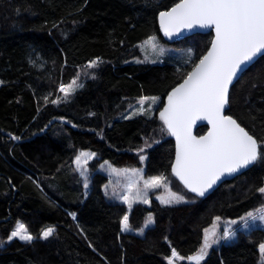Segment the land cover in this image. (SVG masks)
<instances>
[{"label":"trees","instance_id":"16d2710c","mask_svg":"<svg viewBox=\"0 0 264 264\" xmlns=\"http://www.w3.org/2000/svg\"><path fill=\"white\" fill-rule=\"evenodd\" d=\"M178 1L0 0V264H167L173 248L184 257L176 264H190L187 257L198 252L215 217L238 224L248 212L263 209L264 194L257 189L264 187V162L189 203L152 199L149 207L135 204L127 213L124 204L102 193L107 177L96 171L99 164L140 166L136 151L147 138L144 174L162 173L179 185L171 174L174 141L160 132L156 114L117 119L145 96L158 97V112L165 94L208 48L211 33L175 43L162 39L157 14ZM151 36L190 46L192 64L129 62L139 54L138 43ZM97 58L92 76L61 98L60 85ZM229 96L226 114L264 145V55L242 73ZM80 150L96 154L87 188L73 171ZM148 212L154 224L138 236L131 230ZM125 214L131 230L121 231ZM18 221L33 235L31 243L7 241ZM46 227L54 229L47 240L40 237ZM235 232L211 247L201 264H262L264 228Z\"/></svg>","mask_w":264,"mask_h":264},{"label":"snow or ice","instance_id":"6c2138e0","mask_svg":"<svg viewBox=\"0 0 264 264\" xmlns=\"http://www.w3.org/2000/svg\"><path fill=\"white\" fill-rule=\"evenodd\" d=\"M159 25L160 31L170 39L197 26H211L215 30L211 47L191 71L187 72L183 82L168 93L167 103L159 113L163 124L161 131L166 130L176 138L175 160L171 165L172 175L178 178L188 192L203 197L224 175H232L264 162V145L241 127L236 119L223 114L225 105L230 101L229 85L234 78L247 70V65L258 53H264V0H179V3L169 10L159 13ZM147 43L154 49L158 48L159 55L165 54V49L158 45L155 36L149 37ZM100 62L99 58L89 61L87 67L95 68ZM82 86L74 78L68 85L61 84L59 90L65 94L66 99L76 88ZM146 100L154 103L156 97L140 98L139 112L142 114H146ZM51 102L57 103L56 100ZM198 119L207 120L211 126L207 135L199 138L191 135V126ZM12 139L19 137L13 136ZM146 146L150 145L146 143ZM140 151L143 152V149ZM95 155L82 152L74 161L77 170L85 176V188L88 187L85 165L87 159ZM140 160L143 162L145 156L141 155ZM107 163L105 161V164ZM131 172L134 176H140L142 170L134 168ZM143 185L141 190L135 183H130L128 193L121 197L129 210L133 200L149 203L147 190L161 187L167 193L157 197L161 204L187 202L184 195L171 191L168 177L162 173L144 180ZM257 191L264 194V187L258 188ZM257 211L261 213L259 216L248 212L239 218L244 227L249 226V221L255 222L257 219L264 224V209ZM69 215L73 219L76 218L75 213ZM220 219L219 216L214 218L211 231L204 230L202 246L197 253L187 257L191 264H201L212 245L218 244L220 240H231L236 235L234 230L228 228L224 229L222 236L217 235L216 225ZM151 223L153 218L149 214L146 225ZM230 223L236 224L237 221ZM120 225L121 231L129 230L128 214L123 216ZM53 232L54 229L48 227L41 232V238L47 240ZM13 238L27 243L34 239L26 225L20 222L8 236L9 241ZM259 250L264 256V243L259 245ZM166 259L167 264H176L177 260H183L184 257L173 248L171 256Z\"/></svg>","mask_w":264,"mask_h":264},{"label":"rangeland","instance_id":"374dc122","mask_svg":"<svg viewBox=\"0 0 264 264\" xmlns=\"http://www.w3.org/2000/svg\"><path fill=\"white\" fill-rule=\"evenodd\" d=\"M155 37H156V40L158 42V45L162 46L165 49V54L164 55H162V56L159 55L158 48L154 49L151 44L147 43V41H148V38H147V39L141 41L140 43H138V52H139V54L137 56H135L134 58H132L131 60H129V62H132V63H147V64H160V63H162L164 61H170L174 65H176L177 67H181V68L182 67L186 68V67H188V66H190L192 64L195 55H194V50L190 46H187V45H184V46H182V45L173 46L171 44H167V43L161 42L158 39L157 36H155ZM189 50H191V51H189ZM94 60H96V59H94ZM94 69L95 68H88L87 66H86V68L85 67L81 68L79 70V72L77 73L76 77H75L77 79V83L78 84H83V82L87 78H90L92 76V72H93ZM78 74H79V76H78ZM79 88H76V90H78ZM75 91L72 92L70 95H68L67 98L72 96L75 93ZM147 97L151 98V97H154V96H147ZM61 98L65 99V94L63 92H62ZM140 98L136 99L133 103L128 105L127 109L124 110L122 113H120L117 116V119L118 120L130 119V118H134L136 116L149 117V116H153V114H156V117H157V112L155 113L154 109H155V107H156V105H157V103L159 101L158 97H156V101L154 103L151 100L144 101V108H145L146 114H142V113L139 112V109L141 107ZM157 119H158V117H157ZM160 124H161V129H162L163 125H162L161 122H160ZM160 132L161 133H165V134L167 133L166 130L163 131V132L160 130ZM150 142H151V139H149V138L145 139L143 146L136 151L137 154H140L139 155V159H140L141 155L145 156V160L143 162L140 160V163H141L140 166H137V167H117V166L112 165L109 161L106 160L108 162L107 164H105V161H102L99 164L98 168L96 169L97 172H101L102 174H104L107 177L106 183L102 186L103 195L106 197V199H108L110 201H115L117 203L124 204L126 206V208H127V213L130 212L129 207H128V205L126 203L123 202L121 197L128 193V185L130 183H135L137 188L143 190V187H144L143 181L148 179L149 177H151V176H146L144 174V166H145V162H146L145 152H146V150L149 147V146H146V143L148 145H151ZM140 149H143V152H141ZM82 152L83 153H93L90 150H80L78 152V154L75 156L74 161H75L76 157L78 155H80V153H82ZM93 158H95V156L91 157V158H88L87 159V164L85 165V167L87 169L86 174H85L87 176V183H88V180H89V176L93 172V170H91L89 168V163L91 162V160ZM74 161H73V171L75 170L77 172L78 176L80 177L81 180L83 179V182L85 184V176H82L80 171L77 170V166L74 163ZM134 168L142 170L140 176H134L132 174L131 169H134ZM113 169H115L116 171H113ZM125 169H127L128 171H124ZM168 181H169V185L168 186L171 189V191L185 196V200L187 202H182V203H189V202L194 200V196L188 194L186 192V190L184 188H182V186L180 184L178 185L175 181H173L169 177H168ZM134 193H135V188L133 189V194ZM166 194H167L166 190L164 188H162V187L161 188H155V189H148L147 190V197H148L149 203L145 204V203H142V202H140L138 200H133L132 201V207L135 204H142V205H144L146 207H149L150 204H151V200L152 199H155L156 201H158L160 203V201L157 199V197L158 196H165ZM182 203H179V204H182ZM172 205H175V204H172ZM132 207H131V209H132ZM263 209H264V207H263ZM149 214L152 215L151 212H148V213L145 214L144 220H143L141 226L138 229L131 230L129 228V230H131L133 233H135L138 236H142L144 234V231L148 227L153 226V224H154V220H153V223L146 225V221H147V218H148ZM254 214L259 216L261 213L257 211ZM152 218H153V216H152ZM18 222L22 223L21 221H18ZM17 223L15 224L14 228L12 229V231L16 228ZM212 226H213V224L207 229H209L211 231ZM254 227H263L264 228V224H262L259 219H257L255 222L249 221V226L248 227H244L243 222H240L238 224H231L230 222H226V223L221 224L220 222H217L216 232H217V235L221 236L220 231H219V229H221V228H223V231H224L225 228H228L229 230H234V231H236L237 229H242V230H246L247 231V230H250V229H252ZM46 228H48V227H46ZM46 228H44V229H46ZM141 230H142V232H141ZM223 231H222V235H223ZM204 234H205V232L203 233V239H204ZM13 239H18L19 240V238H13ZM7 241L9 242L8 238H7ZM202 244H203V242H202ZM213 246L214 245H212V247ZM262 264H264V256L262 258Z\"/></svg>","mask_w":264,"mask_h":264},{"label":"water","instance_id":"95a60500","mask_svg":"<svg viewBox=\"0 0 264 264\" xmlns=\"http://www.w3.org/2000/svg\"><path fill=\"white\" fill-rule=\"evenodd\" d=\"M176 3H179V1L178 2H176ZM175 3V4H176ZM174 5V4H173ZM172 5V6H173ZM172 6H170L168 9H166V10H162V11H167V10H169ZM161 12V11H160ZM160 12H158V14H157V26H158V30H159V33H160V35H161V37H162V39L165 41V42H167V43H175V42H178V41H180V40H183V39H185V38H187L188 36H191V35H195V34H205V33H211L212 34V38H211V40H210V43H209V46H208V48L206 49V51L203 53V55L204 54H206V52H207V50L211 47V41L214 39V37H215V30H214V28L213 27H211V26H209V27H205V28H201V27H194L193 29H190V30H185L184 32H183V35H179V36H174V37H172L171 39L170 38H168V37H165L164 36V34H163V32H161L160 31V25H159V13ZM202 55V56H203ZM262 55H264V53H258L257 54V56L254 58V60L250 63V64H248L247 65V69H248V67L249 66H251L253 63H254V61H256L260 56H262ZM201 56V57H202ZM200 59V58H199ZM199 62V60L196 62V63H198ZM192 69V68H191ZM191 69L189 70V71H191ZM245 72V71H244ZM243 72V73H244ZM242 74H240L237 78H234V80H233V82H232V84H230L229 85V93H230V89H231V87H232V85L238 80V78L241 76ZM183 82V79L179 82V83H182ZM179 83H177L175 86H173L172 88H174V87H176ZM172 88L165 94V96H164V98H163V103H162V106H161V108L158 110V112H157V117H158V119H159V121L162 123V121L160 120V118H159V113H160V111L163 109V107H164V105L167 103V95H168V93L172 90ZM228 108H229V103L228 104H226L225 105V109H224V111H223V114L224 115H226V116H231V115H229V114H226V112H227V110H228ZM234 119V118H233ZM163 125V124H162ZM202 126H204V127H206V129H205V131L202 133V134H200V135H197L196 134V129L197 128H199V127H202ZM211 126L208 124V121L207 120H204V119H198V120H196L195 121V123H193L192 124V126H191V135L192 136H194V137H197V138H199V137H201V136H205V135H207V133H208V131H209V128H210ZM241 127H243L242 125H241ZM246 130V129H245ZM247 131V130H246ZM169 134V133H168ZM250 134V133H249ZM169 136L173 139V141H174V154H173V161H172V163L174 162V160H175V153H176V138L174 137V136H172V135H170L169 134ZM252 167V166H251ZM250 167V168H251ZM250 168H248V169H250ZM248 169H242V170H240V172H238V173H235V174H232V175H224L223 177H221V179L219 180V181H217V183L215 184V185H213V187L211 188V189H209L208 190V192H206V194H205V196H203V197H197L195 194H193V193H190V192H188V190L187 189H185L184 188V186H183V184L178 180V178H176L175 176H173V178L189 193V194H191V195H193V196H195V197H197V198H206L208 195H210L221 183H223V182H225V181H229V180H232L233 178H235V177H237V176H239V175H241L242 173H244L245 171H247ZM172 174V173H171ZM189 262V261H188ZM190 264H191V262H189Z\"/></svg>","mask_w":264,"mask_h":264},{"label":"bare ground","instance_id":"6f19581e","mask_svg":"<svg viewBox=\"0 0 264 264\" xmlns=\"http://www.w3.org/2000/svg\"><path fill=\"white\" fill-rule=\"evenodd\" d=\"M255 62V61H254Z\"/></svg>","mask_w":264,"mask_h":264}]
</instances>
